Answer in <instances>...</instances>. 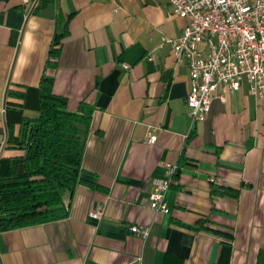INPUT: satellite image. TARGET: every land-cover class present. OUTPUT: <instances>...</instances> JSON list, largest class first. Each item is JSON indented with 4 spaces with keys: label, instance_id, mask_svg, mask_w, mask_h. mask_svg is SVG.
I'll return each instance as SVG.
<instances>
[{
    "label": "crops",
    "instance_id": "crops-1",
    "mask_svg": "<svg viewBox=\"0 0 264 264\" xmlns=\"http://www.w3.org/2000/svg\"><path fill=\"white\" fill-rule=\"evenodd\" d=\"M169 10L164 0H0V156L23 153L4 149L6 102L22 106L8 118L18 133L21 116L38 115L43 74L69 110L93 107L67 218L0 232V264H215V231L232 235L228 264L264 251V99L243 83L191 122L188 66L163 42L186 22ZM58 20L68 34L49 66ZM154 180L171 181L166 214L150 208Z\"/></svg>",
    "mask_w": 264,
    "mask_h": 264
},
{
    "label": "trees",
    "instance_id": "trees-1",
    "mask_svg": "<svg viewBox=\"0 0 264 264\" xmlns=\"http://www.w3.org/2000/svg\"><path fill=\"white\" fill-rule=\"evenodd\" d=\"M67 21L56 23L47 65H55L60 46L68 34ZM53 78L42 75L38 93V115L34 119L20 117L19 130L8 120L21 115V105L11 100L5 105V150L16 149L18 156H0V232L40 225L65 219L69 201L80 182L81 160L89 132L93 107L80 102L69 110L67 98L53 92ZM7 95L23 99V93L8 91ZM238 191L232 194L237 196ZM201 227L203 228L202 224ZM205 229V228H203ZM206 230V229H205ZM223 237L221 253L215 264H228L232 235L215 231ZM255 264H264L260 251Z\"/></svg>",
    "mask_w": 264,
    "mask_h": 264
},
{
    "label": "built area",
    "instance_id": "built-area-1",
    "mask_svg": "<svg viewBox=\"0 0 264 264\" xmlns=\"http://www.w3.org/2000/svg\"><path fill=\"white\" fill-rule=\"evenodd\" d=\"M39 0H23L31 9ZM168 16L184 19L180 37L163 39L170 44L177 63L188 66L189 92L187 116L191 122H203L213 99L225 101L226 95L247 85L248 94L264 99V0H164ZM205 46L200 49V45ZM126 68V67H125ZM154 134L144 142L153 144ZM169 173L172 171L169 165ZM170 180H154L150 208L166 214L164 193ZM101 218L100 210H92ZM130 231L145 238L148 230L131 226Z\"/></svg>",
    "mask_w": 264,
    "mask_h": 264
}]
</instances>
